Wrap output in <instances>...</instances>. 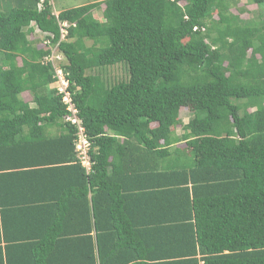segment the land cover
Segmentation results:
<instances>
[{"label": "trees", "instance_id": "1", "mask_svg": "<svg viewBox=\"0 0 264 264\" xmlns=\"http://www.w3.org/2000/svg\"><path fill=\"white\" fill-rule=\"evenodd\" d=\"M234 3L0 0V264H264V22ZM36 29L67 60L90 173Z\"/></svg>", "mask_w": 264, "mask_h": 264}, {"label": "rangeland", "instance_id": "2", "mask_svg": "<svg viewBox=\"0 0 264 264\" xmlns=\"http://www.w3.org/2000/svg\"><path fill=\"white\" fill-rule=\"evenodd\" d=\"M50 1L54 8V11L59 13L61 11L72 9V8H75L81 5H85V4H89L93 2H102L104 0H50ZM8 7L6 9H9ZM103 9H104V5H102L100 8H97L94 11V16L100 21H104ZM231 13L240 15L243 20H251L257 24H263L264 22V8H259L258 6L254 5L252 3V0H235V3L234 5H232V8H231ZM214 19L216 20L218 19V16L216 13L214 14ZM64 30L66 29L64 28ZM35 31L36 32L34 33V35L29 37L30 40H32L33 42L35 41L40 48L43 46H46V48L51 49L52 47H49L44 44V41H45L44 35L40 32H37V29ZM91 44H92L91 41H87L88 46H90ZM52 50L55 53L60 54V57L62 58V60L60 61L61 67L67 63V60L65 59L63 54L60 52L59 48L57 49V47H54ZM99 73H101L103 78L107 80L108 83H111V84L113 82L126 79V72L120 66L106 68L104 70L99 71ZM51 88H55V85H52ZM23 97L28 102L32 101V96L29 93H24ZM192 117H193V113L189 109L184 108L183 113L181 115L182 124L183 125L187 124L189 120L192 119ZM183 125L174 129V135H176L177 137H182ZM54 131L56 130L53 129V132ZM185 143L186 142L177 143L174 145V147L179 148L182 152H187L189 151V149L186 147Z\"/></svg>", "mask_w": 264, "mask_h": 264}, {"label": "built area", "instance_id": "3", "mask_svg": "<svg viewBox=\"0 0 264 264\" xmlns=\"http://www.w3.org/2000/svg\"><path fill=\"white\" fill-rule=\"evenodd\" d=\"M45 0H41V4L39 5L42 7V3ZM58 16L57 13H55ZM67 23H63L61 25V40H64L67 34ZM64 28L66 30H64ZM194 30H198V27H195ZM202 31H205V28H202ZM37 32H40L44 35L45 41L44 44L52 47L50 50V54L45 56L41 59V63L44 65H51L54 78L56 79L55 89L58 91L59 95L62 96V103L66 107L67 114L64 117V123L68 124L76 129V139H75V147H76V156L77 160L84 168L87 173H90L92 169V161H91V142L86 132V128L83 124V120L79 116L78 108L75 105L73 94L70 90V81L68 79V73L64 71L63 67L60 66V61L62 58L60 54L55 53L52 49L54 47L59 48V44H52L51 39L53 38L52 34L43 33L41 30L37 29Z\"/></svg>", "mask_w": 264, "mask_h": 264}, {"label": "crops", "instance_id": "4", "mask_svg": "<svg viewBox=\"0 0 264 264\" xmlns=\"http://www.w3.org/2000/svg\"><path fill=\"white\" fill-rule=\"evenodd\" d=\"M55 130H56V131H54L55 133H58L59 132L58 131V128H56ZM121 140H123V139H121ZM134 149L135 150L132 149L131 152H130V159L137 160V161H134V163H135L134 166H136L138 164H141V160H139L140 157L137 154L136 155L135 154L133 155L134 151H137V148H134ZM143 163L145 164V162H143ZM25 221H26V218L24 220H21L19 222L18 226L15 229H13V233H12L13 235H15V233H14L15 231H17V237L19 235L21 236L22 233H25L26 235H34L33 233L30 234V233L26 232V229L25 228L27 226V221L26 222ZM31 232H36V228H33ZM24 254H25V249L17 250V252H14L13 260L15 258H19L20 255H23L24 256ZM13 260H12V263H10V264H20L21 263V262L19 263L17 261H13ZM57 263H58L57 260H50V261H48V264H57ZM21 264H26V262L25 263H21Z\"/></svg>", "mask_w": 264, "mask_h": 264}, {"label": "clouds", "instance_id": "5", "mask_svg": "<svg viewBox=\"0 0 264 264\" xmlns=\"http://www.w3.org/2000/svg\"><path fill=\"white\" fill-rule=\"evenodd\" d=\"M57 13V12H56ZM58 14V13H57ZM197 27V26H196ZM202 29V28H201ZM204 32V31H203ZM64 122V121H63Z\"/></svg>", "mask_w": 264, "mask_h": 264}]
</instances>
